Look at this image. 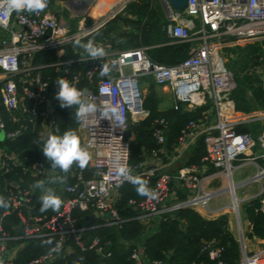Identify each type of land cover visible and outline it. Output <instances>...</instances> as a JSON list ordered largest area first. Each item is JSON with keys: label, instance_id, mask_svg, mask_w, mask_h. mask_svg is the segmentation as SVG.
I'll return each instance as SVG.
<instances>
[{"label": "built area", "instance_id": "1", "mask_svg": "<svg viewBox=\"0 0 264 264\" xmlns=\"http://www.w3.org/2000/svg\"><path fill=\"white\" fill-rule=\"evenodd\" d=\"M133 1L120 0L91 22L83 16L76 21L75 30L69 32L57 24L50 3L43 11L29 12L16 11L8 6L7 0H0V107L7 114L6 119L0 110L1 139L14 140L28 133L39 156L29 162L27 157L21 158L0 147V173L4 177L0 197L7 205L0 206V264H51L74 249L81 253L92 251L100 259L111 256L109 241L88 238L86 233L101 227L121 228L126 220L115 210L120 187L153 174L141 172V163L128 164L125 138L128 123L139 122L148 115L142 109L141 93L136 87L139 76L150 77L154 85L169 91L173 111L196 114L179 130L175 154L182 156L198 140L203 147L198 165L183 166L174 175L164 172L155 175L149 189L157 193L156 199L127 200V206L135 211L132 219L143 224L145 231L165 214L181 208L192 210L204 220L224 215H216V210L209 206L210 199L218 193L203 190L207 166L225 177L228 188L234 185L231 176L238 166L256 165L257 161L260 166L251 179H264V110L242 113L235 108L232 93L236 83L222 54L241 44L264 42V0H186L185 6L172 12L163 27L171 44L188 46L185 58L171 65L152 62L141 47L117 49L109 39L95 42L106 53L97 59L75 49L74 42L93 37ZM193 21L197 23L196 29L191 25ZM67 49L76 55L74 59H61ZM260 49L251 56L255 75L264 73L260 70L264 47ZM41 51H53L58 60L49 65L33 64L35 54ZM73 63L87 65L83 70L71 71ZM46 68L52 69L53 81L43 76L42 70ZM61 78L78 89H88L98 109L111 104L118 106L123 115L122 120L114 117L108 120L97 111L77 120L81 146L89 151L91 159L84 168L74 163L67 174L53 169L42 151L50 135L60 136L54 98L59 91L56 81ZM263 79L264 76L261 82ZM254 124L255 132L251 127ZM165 127L164 119L153 121L152 135L157 148L151 152L152 157L164 154ZM233 161L240 163L234 167ZM119 167L126 168V178L118 175ZM63 176L67 177L66 182H50ZM40 180L61 198L58 211H40L39 197L43 192L34 187ZM172 185H179L184 200H178ZM258 199V210L264 213V185ZM231 210L239 252L236 264H264V246L246 252L237 207L233 209L231 204ZM74 212L84 214V219L92 217V223L79 227ZM47 237L55 239L49 250L21 261L25 246ZM222 251L214 240L202 242L201 252L211 264H223ZM129 258L135 264H162L147 261L140 248L132 249Z\"/></svg>", "mask_w": 264, "mask_h": 264}, {"label": "trees", "instance_id": "2", "mask_svg": "<svg viewBox=\"0 0 264 264\" xmlns=\"http://www.w3.org/2000/svg\"><path fill=\"white\" fill-rule=\"evenodd\" d=\"M124 9L127 13L133 15L135 20L127 18L119 19V17H116L93 37L74 42L73 46L75 49L79 53H83L86 51L81 47L82 44H86L90 40L95 43L109 39L113 42V46L120 50L144 48L146 56L152 62L160 65H171L185 58L187 45L169 44L170 40L165 36L163 27L166 24V20L158 3L157 8L153 9L150 8L148 3L130 2ZM118 23H121L124 27H129L130 30H127V32L119 31ZM111 32L114 33L112 37H109ZM251 47L254 50V47ZM249 54L250 51L247 55ZM75 57L76 55L67 49L66 54L61 59H74ZM57 60L53 51H41L35 54L33 64L41 66L49 65ZM262 62H264V58ZM86 65V63H73L71 71L83 70L86 68ZM42 72L43 76L50 78V81L54 80L55 76L51 68H46ZM254 82L258 83L255 87L251 86L249 78L244 83L248 91H250L249 98L243 97L241 92L237 91L236 88L233 98L237 110L245 112L254 104L260 107L264 106V79L262 85H260V82ZM54 102L56 104L55 118L60 129V136H63L68 130L76 131L75 106L71 107L72 109L60 107L56 94ZM141 106L143 110L147 111V117L136 123L129 122L125 133V138L129 139V166H135L143 162L157 148L152 135L154 130L153 121L155 119L162 118L166 122V127L162 131L164 137L163 148L169 153L173 151L179 130L188 119L196 117V114L173 111L171 106L159 112L153 91L151 92L150 90L142 100ZM0 110L7 119L4 109L0 107ZM10 128V123H8L7 130H10ZM31 139L32 136L28 133L22 134L14 140L0 139V147L8 149L12 154H18L21 158L27 157V160L31 162L39 159L38 152H34L35 148L31 146ZM27 148H30L32 151L27 150ZM184 155L179 160L180 162L183 160L180 167L198 165L200 158L203 156L201 141H196ZM3 180L4 177L0 173V188ZM139 181H147L148 188L153 183L152 178L144 179L141 177ZM137 187V183H125L119 189L120 196L115 210L122 219L126 220L121 228L101 227L94 228L86 233L88 238L97 237L101 242H110L109 250L111 256L109 258L100 259L92 251L81 253L74 249L70 255L57 258L51 264H135L129 258L132 249H135V247L123 248L118 246L117 239L122 238L126 241L135 240L145 231L143 224L132 219L135 216V211L126 204L129 199L140 201L146 197L138 195ZM174 187L172 185V188ZM177 187L176 189L174 188L176 197L178 200H184L185 194L183 190ZM231 192L233 193V189H231ZM235 201L233 197V203ZM259 204V199H253L248 201L242 209L245 219L250 225L249 239L251 237L264 238V213L258 210ZM44 212L49 213V210ZM73 217L76 218V223L79 227L88 226V222L84 219V214L74 212ZM145 232H148V230ZM210 240L216 241L223 248L221 254L223 264L237 263L238 247L228 231L225 215H221L213 220H204L188 208L177 209L170 214H165L157 224L152 226L149 233L141 239L140 247L138 248L141 249L147 261H160L162 264H211L206 254L201 252L202 242L206 243ZM54 242L55 239L53 237H47L37 243L28 244L25 246L21 261L44 253L54 245Z\"/></svg>", "mask_w": 264, "mask_h": 264}, {"label": "clouds", "instance_id": "3", "mask_svg": "<svg viewBox=\"0 0 264 264\" xmlns=\"http://www.w3.org/2000/svg\"><path fill=\"white\" fill-rule=\"evenodd\" d=\"M49 0H7L10 8L16 11L39 12L47 8ZM81 47L87 52L92 59L103 57L105 49L102 46L96 45L93 41H88L82 44ZM103 69V66H102ZM59 91L56 94V99L60 102V107L71 108L75 106L76 119L82 120L90 114H95L100 111L102 118H115L122 120L123 115L119 111L118 106L107 104L102 109L98 106L89 94L88 89H78L74 84H71L67 79L61 78L56 81ZM44 156L47 160L52 162V168H59L62 172L67 174L74 163H78L80 168L87 166L91 159L89 151L81 146L80 139L75 130L66 131L63 136L50 135L42 148ZM118 175L127 177V170L125 167L118 168ZM67 177H55L51 183L57 181L66 182ZM137 193L141 196H146L149 199H156L157 193L147 187V181H137ZM34 187L41 189L43 194L39 197L40 211L44 212L48 209L58 211L62 200L56 195L55 190L51 187H45L43 180L37 181ZM0 206L6 207L3 198L0 197Z\"/></svg>", "mask_w": 264, "mask_h": 264}, {"label": "crops", "instance_id": "4", "mask_svg": "<svg viewBox=\"0 0 264 264\" xmlns=\"http://www.w3.org/2000/svg\"><path fill=\"white\" fill-rule=\"evenodd\" d=\"M110 2H111V0H49L51 10L55 15V18L57 20V24L60 27H62L65 31H69V32H72L75 30L76 21L79 18L86 16L88 18L87 19L88 22H91L92 20H97V18H99V16L103 15L108 10L113 9L119 1L116 4H110ZM125 6H124V8H125ZM124 8L119 13V15L117 17H119V19L127 18L130 20H135V17L133 15L127 13ZM163 16H164V14H163ZM165 20H166V18H165ZM112 21L108 22L106 25H109ZM191 25L194 29L197 28L196 21L195 22L193 21V24L191 23ZM118 26H119V31L127 32V30L128 31L130 30L129 27L128 28L124 27L121 23H118ZM113 33L114 32H111L109 37H112ZM169 44H171V43L169 42ZM187 50H188V46H187ZM187 50H186V54H187ZM153 88H154L153 94H154V97L157 101L158 111L162 112V111L168 109L171 106V95H170L169 91L163 87L156 86V85H154ZM146 90L147 89L145 87H143L141 90V94H143V93L145 94ZM259 110H264V106L260 107L257 104H254L249 110H247L245 112L244 111H241V112L242 113H248V112L259 111ZM130 123H132V122H130ZM256 126L257 125H255V124L251 125L253 130L256 129ZM128 141H129V139H128ZM163 149H164V154H157L155 157H152L150 154L149 156H147L144 159L143 162H141V164H142V167L140 170L141 172L144 173V172L150 171L153 173L152 176L149 177L148 179L152 178V180H153L155 175L160 173V172H164V173L169 174L168 168L177 166L176 164L179 162V159L181 158V156L175 154L174 151L168 153L165 150V148H163ZM173 149H174V147H173ZM257 163H256V165L247 164L245 166H238V167L236 166L237 168L234 170V172L238 170V173L236 172L238 180L236 181V183H233L232 178H231V182L236 187L245 183L250 178V176L247 178L241 177L242 172H239V170L245 169L247 167H253L254 169L255 168L257 169V167L260 166L259 165L260 162L257 161ZM206 176H208V178L203 183V189L205 190V192L214 193V192H210V190L208 188V187L213 188L214 185H218V187H217L218 191H216V193H218V194H219V192L223 191V189H225V187H226L225 185L227 183V180L225 179V177L222 174H217L215 172V170H213L211 167L207 166L206 167ZM221 178L224 179V182H225L224 184H222ZM176 187H177V185H176ZM178 187H179V185H178ZM218 194L216 196H213L209 201V206H210V208L216 210V215L224 214L225 213V205H226V204H224L225 201L222 199V194L221 195H218ZM225 217L227 220L228 231L231 232L232 231V228H231L232 225L230 226V219L231 218H228V216H226V215H225ZM240 224H241L242 232L244 231L243 233H246V235H248L250 233L249 222L244 218V221L240 222ZM233 227H234V220H233ZM234 230H235V228H234ZM249 240L255 246L252 249L249 248L250 250H254V249L257 250V249L264 246V238L259 239L256 237H251Z\"/></svg>", "mask_w": 264, "mask_h": 264}, {"label": "rangeland", "instance_id": "5", "mask_svg": "<svg viewBox=\"0 0 264 264\" xmlns=\"http://www.w3.org/2000/svg\"><path fill=\"white\" fill-rule=\"evenodd\" d=\"M118 1H120V0H111L110 4H116ZM133 2L148 3L150 8H153V9L157 8V0H134ZM251 46L254 47V50L251 49L252 48ZM261 47H264V42L254 43L252 45L241 44L239 47H236L234 49L224 50L222 53L224 56V59H225V66L232 73L233 80L236 83L237 91H240L242 96L246 97V98L250 97V91H248L246 84H244L245 80H247V78L250 79L251 86H253V87L257 86V84H258L254 81L260 82V85L263 84V82H261L260 78L264 76V73H259V75L253 74L252 67L254 66V64L251 63V56L255 55L258 51H260ZM249 51H250V54L247 55ZM249 56H250V58H249ZM260 67H261L260 70L264 71V64L261 65ZM125 73H127V71ZM136 87H137V90L139 91V93H141V90L143 87H145L147 89L145 94L144 93L141 94L142 100L144 99L145 95L149 92V90L151 92L154 90V88H153L154 84L151 81L150 77H143V76L137 77ZM235 90H234V92H235ZM234 92L232 93V98L234 97ZM235 96H237V98H239L238 95L235 94ZM233 100H234V98H233ZM239 101H241V100H239ZM255 131H256V129L254 130V132ZM252 133H253V131H252ZM1 138H2V134L0 133V139ZM186 152L184 154H186ZM184 156H182V157H184ZM182 163H183V160L181 162L179 161L176 164L177 165L176 167L168 168L169 174L174 175L176 170L181 168L180 165ZM239 163L240 162H238V161H233L231 163V166L235 167ZM236 172L238 173V170L233 172V174L231 176L233 183H236V181L238 180ZM239 172H242L241 177L247 178L250 176L248 181H246L245 183H243L242 185H240L238 187L235 186L234 192H233V195L236 198L237 215H238L239 221L243 222L244 218H245L243 211H242L243 206L248 201L253 200V199H258L260 197V191H261V187L264 185V179L260 178V177L254 178V180L251 179L254 175L257 174V169L256 168L254 169L253 167H247L245 169H240ZM221 182H222V184H224L225 183L224 179L221 178ZM225 186H226L225 189H223V191L219 192L218 195L222 194V199L225 201L224 204H226V205H225V213L224 214L226 216H228V218H231L230 219V226L232 225V227H231L232 231L230 232V234L236 242L237 235H236V231L234 230V227H233V214H232V210H231L233 195H232L231 190L227 187V183ZM217 187H218V185H214L213 188H210V187H208V188H209L210 192H216V191H218ZM174 188L176 189V186ZM149 231L150 230H148V232H145V231L142 232L138 236L137 239L131 240V241H126V240H123L122 238H118L117 244H118V246H121L123 248H128V247L138 248V247H140L141 239L143 237H145V235H147V233H149ZM242 239L244 241L247 253L256 251V249H254V250L249 249V248L252 249L255 246L251 243V241L249 240L248 235H246V233L242 234ZM237 247H238V245H237ZM238 256H239V252H238Z\"/></svg>", "mask_w": 264, "mask_h": 264}, {"label": "water", "instance_id": "6", "mask_svg": "<svg viewBox=\"0 0 264 264\" xmlns=\"http://www.w3.org/2000/svg\"><path fill=\"white\" fill-rule=\"evenodd\" d=\"M157 3L164 14V17L169 20L172 12H176L185 6L186 0H157ZM6 177L8 176L6 175ZM85 219L89 224L93 221L92 217H86Z\"/></svg>", "mask_w": 264, "mask_h": 264}, {"label": "bare ground", "instance_id": "7", "mask_svg": "<svg viewBox=\"0 0 264 264\" xmlns=\"http://www.w3.org/2000/svg\"><path fill=\"white\" fill-rule=\"evenodd\" d=\"M234 186L235 185H229V189L231 190V189H233V192H234ZM232 195H233V193H232ZM234 197V196H233ZM235 198V197H234ZM235 200H236V198H235ZM235 207H237V205H236V201L233 203V199H232V208L234 209Z\"/></svg>", "mask_w": 264, "mask_h": 264}]
</instances>
